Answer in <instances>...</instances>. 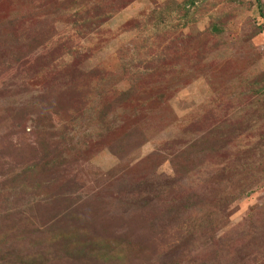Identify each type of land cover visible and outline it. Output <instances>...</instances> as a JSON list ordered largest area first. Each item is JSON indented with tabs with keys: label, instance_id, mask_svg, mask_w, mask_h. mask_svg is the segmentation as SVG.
Here are the masks:
<instances>
[{
	"label": "rangeland",
	"instance_id": "1",
	"mask_svg": "<svg viewBox=\"0 0 264 264\" xmlns=\"http://www.w3.org/2000/svg\"><path fill=\"white\" fill-rule=\"evenodd\" d=\"M0 264H264V0H0Z\"/></svg>",
	"mask_w": 264,
	"mask_h": 264
}]
</instances>
